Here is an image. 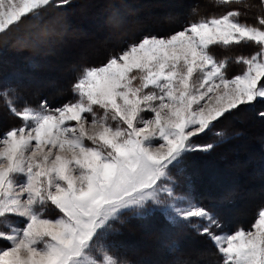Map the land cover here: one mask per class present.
Here are the masks:
<instances>
[{"label":"snow or ice","instance_id":"obj_1","mask_svg":"<svg viewBox=\"0 0 264 264\" xmlns=\"http://www.w3.org/2000/svg\"><path fill=\"white\" fill-rule=\"evenodd\" d=\"M55 6L0 0V34ZM241 15L229 10L166 37L144 36L102 66L84 68L73 99L59 107L18 108L10 97L16 90H0L20 120L0 134V264H129L108 239L129 213L185 223L211 241L218 264H264V209L250 228L222 231L216 216L176 193L171 175L189 154L215 146L194 137L226 113L264 101V16L248 24ZM249 44L257 51L237 56L244 67L230 77L229 58L216 50Z\"/></svg>","mask_w":264,"mask_h":264},{"label":"rangeland","instance_id":"obj_2","mask_svg":"<svg viewBox=\"0 0 264 264\" xmlns=\"http://www.w3.org/2000/svg\"><path fill=\"white\" fill-rule=\"evenodd\" d=\"M195 1L79 0L63 4L54 0L57 6L49 7L39 18H22L24 22L19 24V33L10 35L9 39L0 34V90L15 89V95L10 93V97L18 108L25 102L36 107L43 101L52 108L62 106L73 99L72 86L84 68L102 66L111 56L118 55L144 36L166 37L182 30L189 21L226 13H220V9L226 6L213 8L209 4L213 0ZM237 7L241 9H238L242 13L241 22L252 24L254 21L253 24H257V18L264 16L260 0H244V4L230 8ZM193 9H196L195 13ZM256 51L257 47L249 44L228 50L217 49L216 55L218 59L229 58L228 75L234 77L244 67L236 64L235 58L250 56ZM218 121L213 122L215 127L211 131L206 130L193 138L198 145H216L221 141L216 133L226 131ZM19 124L20 120L10 114L0 99V134ZM255 125L252 130L256 133L251 130L245 136L250 138L253 135L254 140L257 137L260 143L264 142V125ZM257 128L262 130L257 131ZM260 151L263 150L254 151L247 141H238L231 147L215 146L210 151L191 153L179 169L171 172L175 191L209 212H218L216 217L229 228L240 219L247 221L245 229H248L255 222L258 211L264 209V205L261 206L264 203V160L259 157ZM236 178L241 180L240 185L235 182ZM190 180L193 181L191 190H198L200 195L208 191L211 198L203 200L187 192ZM237 190L243 193L242 202L230 207L224 200ZM256 205L259 208L248 222L250 211ZM148 216L153 217L139 226L131 222L133 218ZM125 226L133 227L132 233L126 231ZM108 239L118 258L128 262L130 258L134 260L129 264H143L144 260L145 264H218L220 259L206 237L198 235L183 222L170 224L158 213L124 215ZM111 240L117 242L113 244ZM3 245L4 242L0 241V246Z\"/></svg>","mask_w":264,"mask_h":264},{"label":"trees","instance_id":"obj_3","mask_svg":"<svg viewBox=\"0 0 264 264\" xmlns=\"http://www.w3.org/2000/svg\"><path fill=\"white\" fill-rule=\"evenodd\" d=\"M77 1H79V0H73V1L69 0V4L76 3ZM193 2L196 3L197 1L193 0ZM258 3H259V1H258ZM209 4L213 5V8H215V9L217 8V6L214 3L210 2ZM234 9L241 10L239 7L234 8ZM229 10H231V8L229 6H226V8L220 9V11H221L220 13L227 12ZM52 11H53V8L51 9L50 12H52ZM253 23H254V21H252V24ZM19 28H18V30H14V31L9 32L6 36L4 34L1 36H4L7 39H9L10 35L19 33ZM261 113H264V101H257L251 106H245V107L241 106L239 109L233 110L232 113L226 114L225 117H222L219 120L221 123L220 125L226 131L224 133L225 137L222 141L217 142L215 146H225L226 145L227 147L228 146L231 147V145H233L234 143H236L238 141H247V142H249V144L251 145V147L254 151L263 150L262 152L261 151L259 152V157L261 160H264V142L260 143V141L258 140L257 137H256V140H254L253 135L250 138H247L245 136L246 132L250 133L253 125H255V124H256L255 126H257V125L263 126L264 125V116H261L260 115ZM234 127H235V129H234ZM260 130H262V129L257 128V131H260ZM252 132L256 133L254 130H252ZM235 151L237 152V150H235ZM263 164H264V161H263ZM180 173L181 172H179V174ZM192 182L193 181L190 180L189 188H188L187 192H189L191 195H195L199 198H202L203 200L211 198V196L208 195V191H206L205 194L200 195L199 194L200 192L198 190H196V191L191 190L190 185H192ZM235 182H238L240 185L241 180L239 178H236ZM242 196H243V193H241L240 190L239 191L237 190L234 194L229 195V197L226 198V200H224V201H226L230 207L237 206V204L242 202V199H243ZM261 201H263V200H261ZM262 205H264V203H262L261 206ZM258 208H259L258 205H256L250 211V220H248V222L252 221V219H253L255 213L257 212ZM211 213L214 214L215 216H217V214H219L218 212H211ZM247 213H246V215H247ZM153 216H148L147 218H133V219H131V222H132V224L135 223V225L139 226L145 220H147ZM247 218H248V216H247ZM236 221L237 222L233 223V226L230 228L228 227V225L222 224L220 222L221 225L223 226L222 230H229V229L234 230V229H237L239 227L247 228V221H244V220L241 221L240 219H236ZM131 229L133 230L134 228L133 227L129 228V227L125 226V230L128 232H130ZM130 233H132V232H130ZM112 242H113V244H115L117 241H115V242L112 241ZM128 260H129V262H134V260L132 258H130ZM145 263H146V260L143 261V264H145Z\"/></svg>","mask_w":264,"mask_h":264},{"label":"bare ground","instance_id":"obj_4","mask_svg":"<svg viewBox=\"0 0 264 264\" xmlns=\"http://www.w3.org/2000/svg\"><path fill=\"white\" fill-rule=\"evenodd\" d=\"M104 1V0H103ZM145 1V0H144ZM139 2H140V0H139ZM143 2V1H142ZM142 2H140V3H142ZM186 2V1H185ZM158 6H159V4H158ZM157 6V7H158ZM164 6V5H163ZM150 6H148V8H149ZM156 7V8H157ZM159 7H161V6H159ZM147 8V7H146ZM159 9V8H158ZM90 17V16H89ZM91 18V17H90ZM95 20V19H94ZM80 21H81V19H80ZM75 22V21H74ZM78 22V21H77ZM79 25V24H78ZM121 27V26H120ZM76 28V27H75ZM80 28V27H79ZM86 28V27H85ZM97 29V28H96ZM77 31V30H76ZM118 31H120V30H118ZM110 32H111V30H110ZM110 32H107V33H110ZM66 33H67V31H66ZM66 33H64V34H66ZM113 33V32H112ZM68 34H70V33H68ZM73 34V33H72ZM108 37V36H107Z\"/></svg>","mask_w":264,"mask_h":264}]
</instances>
